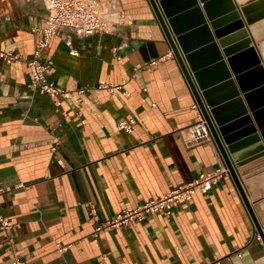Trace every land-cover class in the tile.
<instances>
[{"label": "crops", "instance_id": "crops-1", "mask_svg": "<svg viewBox=\"0 0 264 264\" xmlns=\"http://www.w3.org/2000/svg\"><path fill=\"white\" fill-rule=\"evenodd\" d=\"M102 1L127 15L114 34L72 35L73 54L62 30L39 56L65 99L2 53L34 58L44 1L0 0V264H264V151L233 174L214 137L189 146L196 97L159 0ZM248 27L264 65V0ZM221 170L210 190L97 230Z\"/></svg>", "mask_w": 264, "mask_h": 264}, {"label": "water", "instance_id": "water-1", "mask_svg": "<svg viewBox=\"0 0 264 264\" xmlns=\"http://www.w3.org/2000/svg\"><path fill=\"white\" fill-rule=\"evenodd\" d=\"M210 2L159 0L179 44L174 53L233 173V164L264 151V65L249 33L253 0L214 14Z\"/></svg>", "mask_w": 264, "mask_h": 264}, {"label": "built area", "instance_id": "built-area-1", "mask_svg": "<svg viewBox=\"0 0 264 264\" xmlns=\"http://www.w3.org/2000/svg\"><path fill=\"white\" fill-rule=\"evenodd\" d=\"M47 9V16L43 23L33 28V31L38 34L35 56L33 59L25 60L19 53L12 51L2 52L4 57L11 61H26L29 66V74L32 83L39 87L42 93L49 95L51 98H70L74 90H68L59 86L47 78V73L50 71L52 61L46 63L39 60L42 51L50 44L51 40L62 30H68L70 35L67 36V44L71 47V53L77 54V50L72 47V35L85 37L96 33L103 35H112L118 30V26L127 18L125 13L118 17L111 15V9L102 0H43ZM163 58V57H162ZM158 62L157 59H152L145 63L146 66H154ZM109 90L120 88L116 84H104ZM80 91H83L82 89ZM192 108L197 113V120L187 127L189 137L186 143L189 146L209 141L213 138L210 124L199 105L195 100ZM135 123L134 118L125 120L119 123L121 129H129ZM59 162H62L61 160ZM223 171H217L200 179H196L185 186H181L171 190L167 195L150 200L142 206L125 211L122 215L116 216L110 221L97 227V230H103L109 226H119L122 223L129 221L131 218L141 215L143 211L153 210L163 207L167 203L178 202L180 198L189 196L194 189L199 188L203 191L210 190L213 186L214 179L220 177ZM1 228L11 229L7 218L0 215ZM15 264H27L26 260L17 258Z\"/></svg>", "mask_w": 264, "mask_h": 264}, {"label": "bare ground", "instance_id": "bare-ground-1", "mask_svg": "<svg viewBox=\"0 0 264 264\" xmlns=\"http://www.w3.org/2000/svg\"><path fill=\"white\" fill-rule=\"evenodd\" d=\"M232 5H233V0H211L207 9L210 14H214L221 10L230 8Z\"/></svg>", "mask_w": 264, "mask_h": 264}]
</instances>
